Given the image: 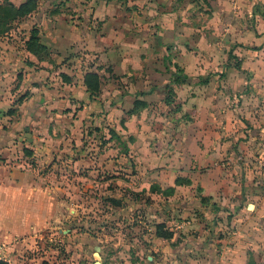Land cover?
I'll return each instance as SVG.
<instances>
[{"label": "crops", "instance_id": "0c3cea01", "mask_svg": "<svg viewBox=\"0 0 264 264\" xmlns=\"http://www.w3.org/2000/svg\"><path fill=\"white\" fill-rule=\"evenodd\" d=\"M93 3L90 15L75 20L59 12L21 20L20 49L8 44L10 31L0 33V244L7 264H86L77 259L86 257L82 239L60 240L70 248L65 259L43 241L72 220L87 166L122 170L132 191L137 183L187 191L227 205L232 215L230 235L211 237L207 246L200 233L184 243L156 237L153 248L138 251L135 239L118 238L111 257L98 244L92 264H264V0ZM32 29L46 47L39 56L25 48ZM89 72L100 80L96 96L84 86ZM105 129L113 147L88 156L92 136Z\"/></svg>", "mask_w": 264, "mask_h": 264}, {"label": "rangeland", "instance_id": "374dc122", "mask_svg": "<svg viewBox=\"0 0 264 264\" xmlns=\"http://www.w3.org/2000/svg\"><path fill=\"white\" fill-rule=\"evenodd\" d=\"M40 1L43 6L37 7V10L33 14L39 12H59L66 13L75 20V16L81 15L83 12H85L86 15H90V13H92L91 10H93V4H95L93 1L96 0ZM81 1H87V3L85 4ZM192 1L195 2L196 0ZM47 2H50L49 6H45ZM198 7L199 5L194 6L195 9H198ZM27 19L30 18H25L22 21L26 22ZM22 21L13 23L10 32L8 31L10 35L12 34L9 37L8 44L16 49H20L21 45H24V43L21 44V42L25 36L21 35L23 32L18 27L21 25ZM24 27L25 31L28 32V26L26 25ZM17 28L22 33H19ZM77 57L80 58L82 56ZM81 66L83 67L84 65L81 63ZM79 70H81V67ZM75 71L77 70H72V73ZM73 76L75 77V74ZM95 136H92L93 141L91 145L87 146L88 156L91 155L92 158L97 151L99 152L101 149L107 151L106 149L108 147H113V144L110 143L111 140H113V135L108 133V129H105V132L102 134ZM108 137L110 140H107ZM94 142H96V144ZM96 148H98V150ZM105 151H103V154H106ZM262 152L264 154V151ZM120 153L122 152L120 151ZM262 168L264 169V164ZM82 170L83 172L80 173V175L83 176V179H86L84 185H82V189L84 190H82L81 193L84 197L82 199L77 197L72 204L73 207L78 208L75 209L76 212L72 215V220L69 222L68 219L65 223H63L64 221L62 220V223L59 224L61 229L56 231L57 233L53 237H51L50 234L45 236V240L43 241L44 248L55 249L62 259H65L69 255L67 251L70 248H65L64 242L60 240L65 239L63 237H67L69 234L75 236V239H82L81 242L85 244L86 250L84 253L86 257L82 256V258L77 259H80L79 261H81V263L86 264H92L93 258L91 256L94 248L98 244L103 246V254L111 257L114 247L112 245L118 238L120 240L135 239L137 242L134 247L136 248H132L135 249V251H138L140 246H150L151 244L153 248V241L156 239L155 225L158 223L164 226V232L171 233L172 237L174 235V239H176L177 243L188 242V237H191V240L195 241L200 233V236L205 237L206 241H204V243H206L205 246H207L209 244L208 240L212 239L211 237H215L219 240L220 238L223 239L230 235L232 230L230 227V218L232 215L227 205L220 206L222 208L216 207L215 204H210L209 201L202 196H188V193H186L187 191L181 192L182 194H177L175 189H172L170 194H164L162 192L152 193L150 188L148 191L146 189H141L138 183L136 184L137 190L132 191L127 186L128 180L124 176L126 173L115 167L103 166L95 169L93 166H87L83 167ZM113 173L119 174L114 175ZM122 173H124V175ZM135 173L138 177V173ZM72 175H77V173L73 172ZM136 179L138 181V178ZM151 186L156 185L152 184ZM162 191L165 190L162 189ZM262 192H264L263 186ZM112 196L118 198L116 201H119V209L122 212H119L117 208L112 209L113 204L109 201V199H112ZM238 200L237 206L240 204L241 199L238 198ZM203 205H213L215 209L210 210L209 208H202ZM197 207L200 208V210H197ZM214 214H216V216H213L214 222H218L215 224L218 227L217 230L212 228L210 220ZM202 231L207 232V235H203ZM50 239L53 240L50 241ZM54 239L56 240L54 241ZM163 239L170 242V239ZM149 241H152V243L149 244ZM89 244L90 247L88 248L87 246ZM169 245H171V243H169ZM217 245L221 246V244ZM120 248H122V246H120ZM76 254L79 255V251ZM55 255L57 257V254ZM205 256L207 257L206 253ZM149 263H151V261L147 262V264ZM142 264H144V262H142Z\"/></svg>", "mask_w": 264, "mask_h": 264}, {"label": "trees", "instance_id": "16d2710c", "mask_svg": "<svg viewBox=\"0 0 264 264\" xmlns=\"http://www.w3.org/2000/svg\"><path fill=\"white\" fill-rule=\"evenodd\" d=\"M38 7L37 0H26L24 3L15 6L9 0H0V33H6L10 31L13 23H17L31 14H33ZM26 51L32 55L39 56L46 51V47L40 43L38 36V31L32 29L29 35V38L25 42ZM182 82L187 80L186 77L180 76ZM84 86L86 87L87 92L90 96H96L99 93L100 80L97 74L95 73H86L84 76ZM167 105H171L170 100L165 101ZM136 109V107H135ZM150 191L152 193H164L170 194L171 189L162 191L158 186H151ZM113 205H119V201L114 199H109ZM155 236L159 238L170 239L172 234L169 232H164V226L162 224L155 225ZM0 264H7L0 262Z\"/></svg>", "mask_w": 264, "mask_h": 264}, {"label": "built area", "instance_id": "2783aa9c", "mask_svg": "<svg viewBox=\"0 0 264 264\" xmlns=\"http://www.w3.org/2000/svg\"><path fill=\"white\" fill-rule=\"evenodd\" d=\"M0 262L8 263L6 256V247L0 244Z\"/></svg>", "mask_w": 264, "mask_h": 264}]
</instances>
